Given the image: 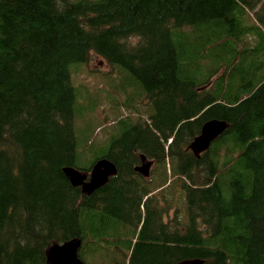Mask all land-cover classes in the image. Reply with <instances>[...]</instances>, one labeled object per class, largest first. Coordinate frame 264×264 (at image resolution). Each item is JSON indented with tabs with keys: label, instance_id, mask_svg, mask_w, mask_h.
<instances>
[{
	"label": "trees",
	"instance_id": "trees-1",
	"mask_svg": "<svg viewBox=\"0 0 264 264\" xmlns=\"http://www.w3.org/2000/svg\"><path fill=\"white\" fill-rule=\"evenodd\" d=\"M92 55L114 70L117 123L81 153L90 95L72 74ZM133 101L148 120L121 112ZM215 120L228 128L197 157ZM95 155L118 173L88 195L64 168ZM73 239L110 264H264V0H0V264H46Z\"/></svg>",
	"mask_w": 264,
	"mask_h": 264
},
{
	"label": "rangeland",
	"instance_id": "rangeland-1",
	"mask_svg": "<svg viewBox=\"0 0 264 264\" xmlns=\"http://www.w3.org/2000/svg\"><path fill=\"white\" fill-rule=\"evenodd\" d=\"M255 14L254 12H249L247 22L251 23L255 19ZM247 25V23H244ZM248 40H244L243 44H247L250 47H253L257 40L252 37L248 36L246 37ZM113 68L104 60H102L100 57H96L95 55H92L89 62L83 66H80L79 69H75L73 74H72V80L75 84V87H84L87 89L88 93L90 96L84 95V99L86 100V107L87 109L84 110L83 114L79 117V119L76 122L77 127H84L89 123V127L91 128L90 131L86 130L83 133L81 132L79 135V144L81 146L82 152L85 153V150H95L98 147H101V145L110 142L109 141V134L110 132H113L112 129L114 128L115 124L117 123V118L113 113H111V109H109V102L107 100V97L105 94L102 92L103 89V84L101 83L102 80L106 81L109 78L107 75H114ZM111 72V73H110ZM110 73V74H109ZM219 75L215 77L218 78ZM110 80V79H109ZM119 83L121 84V87L123 89H127L125 85L122 84L123 81L126 79L121 75V77L118 78ZM127 83V82H126ZM128 91L132 92L131 89H127ZM137 93V92H136ZM95 98H98L100 100V103L95 100ZM123 101V98H121ZM83 99L79 97V102H82ZM121 107V106H120ZM123 109L125 110L124 114H129V112L133 109L134 112L131 113L135 119L141 118V114L143 113V119L148 120L149 115L147 112L144 111L142 107H140L138 102L133 101V104H129L128 109H125L123 107L120 108L121 112L123 113ZM213 124L209 125L207 127L209 136L212 135L213 133ZM88 137V138H87ZM87 138V139H86ZM204 139V138H203ZM202 139V140H203ZM201 141V140H200ZM199 141V142H200ZM201 156L203 153L200 154ZM96 156V155H95ZM93 156V157H86L83 160H81L79 167L84 170H89L90 171V166L93 165L95 162V159L98 156ZM84 165V166H81ZM155 165V163H154ZM94 165L92 166L93 169ZM90 168V169H89ZM91 169V170H92ZM155 170V167L153 166L152 172ZM151 172V174H152ZM88 172H85V174ZM171 169H168V176H169V189L168 192H162L160 193L161 195H164L166 198L168 194H170V183L175 180L176 177L171 178ZM154 177V176H153ZM148 180H151L149 178ZM166 198H162V196H159V200H155L152 205L159 210L163 212V208L167 207L166 203ZM146 199V196L143 199ZM169 208H167L168 210ZM170 216L167 217V214L163 212V220L164 222H170L172 218H178V207L173 208L172 204L170 203ZM83 264H110L108 261L101 262V257L97 256L96 254H89L85 252V254H82L81 256Z\"/></svg>",
	"mask_w": 264,
	"mask_h": 264
},
{
	"label": "water",
	"instance_id": "water-1",
	"mask_svg": "<svg viewBox=\"0 0 264 264\" xmlns=\"http://www.w3.org/2000/svg\"><path fill=\"white\" fill-rule=\"evenodd\" d=\"M212 124L213 133L209 136L210 132L208 133L207 127ZM227 128L228 124L225 121L215 120L207 123L203 129V135L200 138H197V141L190 147L193 150V153L197 157H200V154L207 151L210 144ZM152 165L153 162L143 156L142 165L136 167L135 171L148 177ZM64 173L73 186L82 187L84 194L91 195L97 189L105 186L111 177L116 176L118 168L108 159L102 158L95 162L90 176L74 167L64 168ZM81 245L82 240L80 239H73L64 243L53 242L46 249V264H83V261L79 258ZM178 264H204V261L201 259H188L183 260Z\"/></svg>",
	"mask_w": 264,
	"mask_h": 264
},
{
	"label": "flooded vegetation",
	"instance_id": "flooded-vegetation-1",
	"mask_svg": "<svg viewBox=\"0 0 264 264\" xmlns=\"http://www.w3.org/2000/svg\"><path fill=\"white\" fill-rule=\"evenodd\" d=\"M150 196H151V195H147V196H146L147 201H148V199H149ZM170 214H171V212H170V210H169V212L167 213V217L170 216Z\"/></svg>",
	"mask_w": 264,
	"mask_h": 264
},
{
	"label": "bare ground",
	"instance_id": "bare-ground-1",
	"mask_svg": "<svg viewBox=\"0 0 264 264\" xmlns=\"http://www.w3.org/2000/svg\"><path fill=\"white\" fill-rule=\"evenodd\" d=\"M141 198H142V197H141ZM142 199H144V197H143ZM146 202H147V198L144 200L143 204H144V203L146 204ZM142 208L144 209V206H143ZM143 209H142V210H143Z\"/></svg>",
	"mask_w": 264,
	"mask_h": 264
}]
</instances>
